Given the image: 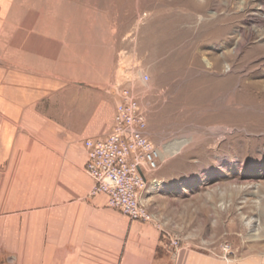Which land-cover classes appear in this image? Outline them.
<instances>
[{
    "label": "rangeland",
    "instance_id": "1",
    "mask_svg": "<svg viewBox=\"0 0 264 264\" xmlns=\"http://www.w3.org/2000/svg\"><path fill=\"white\" fill-rule=\"evenodd\" d=\"M0 62L39 72L57 161L86 160L79 134L133 87L162 155L142 203L166 242L264 262V0H0Z\"/></svg>",
    "mask_w": 264,
    "mask_h": 264
},
{
    "label": "crops",
    "instance_id": "2",
    "mask_svg": "<svg viewBox=\"0 0 264 264\" xmlns=\"http://www.w3.org/2000/svg\"><path fill=\"white\" fill-rule=\"evenodd\" d=\"M38 73L0 65V264H225L174 249L156 224L132 221L93 195L88 157L72 161L70 149L56 160L55 124L37 111L45 96ZM118 100L115 93L109 118L79 138L107 136Z\"/></svg>",
    "mask_w": 264,
    "mask_h": 264
},
{
    "label": "built area",
    "instance_id": "3",
    "mask_svg": "<svg viewBox=\"0 0 264 264\" xmlns=\"http://www.w3.org/2000/svg\"><path fill=\"white\" fill-rule=\"evenodd\" d=\"M144 83L149 81L145 75ZM113 128L101 139L85 142L86 172L94 182L93 195H105L108 205L132 221L155 224L153 213L142 203L148 173L156 172L162 155L151 141L147 121L133 87L118 89ZM174 249L179 241L172 240ZM230 252V247H226Z\"/></svg>",
    "mask_w": 264,
    "mask_h": 264
},
{
    "label": "bare ground",
    "instance_id": "4",
    "mask_svg": "<svg viewBox=\"0 0 264 264\" xmlns=\"http://www.w3.org/2000/svg\"><path fill=\"white\" fill-rule=\"evenodd\" d=\"M155 183V182H154Z\"/></svg>",
    "mask_w": 264,
    "mask_h": 264
}]
</instances>
